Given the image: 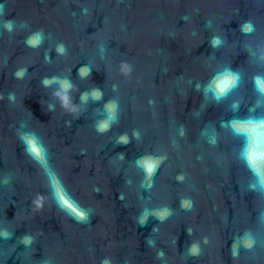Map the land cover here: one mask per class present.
I'll return each instance as SVG.
<instances>
[{"label":"snow or ice","instance_id":"1","mask_svg":"<svg viewBox=\"0 0 264 264\" xmlns=\"http://www.w3.org/2000/svg\"><path fill=\"white\" fill-rule=\"evenodd\" d=\"M238 81L239 77L237 75H234L232 73H225L222 77L218 78V82L214 85L211 91L214 92L217 99H220L221 97L227 95L232 89H234L237 86ZM256 86L260 91L264 92V80H257ZM261 121L264 122V117L261 118ZM231 127L233 128L235 134L239 137H243L248 131L246 127L236 123L232 124ZM29 143H31V140L29 141ZM32 151L37 157L42 158L40 149L33 146ZM243 156L249 162V165L259 173L260 169L257 167V163L254 159L253 153L250 150H247L243 153ZM144 163L149 172L154 169V163L147 161ZM69 207H71V205H69Z\"/></svg>","mask_w":264,"mask_h":264},{"label":"clouds","instance_id":"2","mask_svg":"<svg viewBox=\"0 0 264 264\" xmlns=\"http://www.w3.org/2000/svg\"><path fill=\"white\" fill-rule=\"evenodd\" d=\"M33 43L35 42V41H32ZM30 145H31V148H30V150L32 151V148H33V146H35L36 148H38L37 146H36V144H35V142L34 141H31V143H30ZM39 149V148H38ZM41 150V149H40ZM33 152V151H32ZM34 153V152H33ZM35 154V153H34ZM63 202L66 204V205H68V202H67V200H63ZM69 206V205H68ZM80 215H82V213H80Z\"/></svg>","mask_w":264,"mask_h":264}]
</instances>
